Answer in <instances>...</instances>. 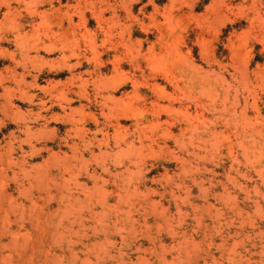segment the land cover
<instances>
[{"label":"rangeland","instance_id":"1","mask_svg":"<svg viewBox=\"0 0 264 264\" xmlns=\"http://www.w3.org/2000/svg\"><path fill=\"white\" fill-rule=\"evenodd\" d=\"M0 264H264V0H0Z\"/></svg>","mask_w":264,"mask_h":264},{"label":"bare ground","instance_id":"2","mask_svg":"<svg viewBox=\"0 0 264 264\" xmlns=\"http://www.w3.org/2000/svg\"><path fill=\"white\" fill-rule=\"evenodd\" d=\"M216 121V120H215ZM186 129V128H185ZM212 131V129H210ZM184 133V132H183ZM207 133V132H206ZM212 133V132H211ZM193 137V136H192ZM197 138V137H196ZM184 139V138H183ZM189 150V149H188Z\"/></svg>","mask_w":264,"mask_h":264}]
</instances>
